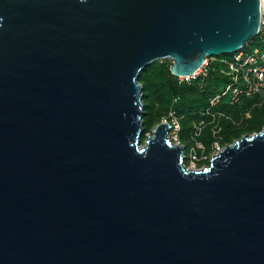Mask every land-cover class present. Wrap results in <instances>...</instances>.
<instances>
[{"label":"water","instance_id":"1","mask_svg":"<svg viewBox=\"0 0 264 264\" xmlns=\"http://www.w3.org/2000/svg\"><path fill=\"white\" fill-rule=\"evenodd\" d=\"M262 0H0V264H264V127L200 169L138 77L254 38Z\"/></svg>","mask_w":264,"mask_h":264},{"label":"rangeland","instance_id":"2","mask_svg":"<svg viewBox=\"0 0 264 264\" xmlns=\"http://www.w3.org/2000/svg\"><path fill=\"white\" fill-rule=\"evenodd\" d=\"M154 62L148 64L140 73L138 81L141 84L142 93V114L144 133L141 143L146 138V134L151 133L154 125L163 119L171 120L169 112L174 106L168 104L165 99L163 85L164 71ZM170 61L167 62L169 65ZM148 68V69H147ZM147 69V70H146ZM141 78V79H140ZM248 99V97L243 100ZM175 110V108H174ZM221 114L213 116L193 117L186 113H174L178 127L168 130L167 135L175 144L179 141L185 144L183 149L184 164L191 169H200L209 164V159L215 155L224 145L232 143L242 135H250L264 127V91L257 94L250 102L242 101L228 107L215 108ZM259 112V117L255 114ZM245 113H249L245 116ZM223 114V115H222ZM225 125L228 127H225ZM221 128L218 132L222 135L224 128L229 135L221 138H214V131ZM201 144V145H200ZM197 145L200 147H197ZM205 151H201L203 147ZM200 150V151H199Z\"/></svg>","mask_w":264,"mask_h":264},{"label":"built area","instance_id":"3","mask_svg":"<svg viewBox=\"0 0 264 264\" xmlns=\"http://www.w3.org/2000/svg\"><path fill=\"white\" fill-rule=\"evenodd\" d=\"M255 37L257 38L255 42L252 38L232 53L206 56L204 62L190 74L174 76L179 85H190L196 80L202 85L213 72H219L225 78L224 83L217 85L208 97L206 108L200 112L201 116L221 114L215 108L224 99L229 104H236L241 99L264 91V0L261 5L260 27ZM219 64L223 66L222 69H219ZM176 101L175 97L172 104ZM174 113V108H171L169 112L171 120L163 119V121L169 123V129L176 130L179 127L172 116ZM248 115L249 113H245V116ZM219 130L220 127L214 131V138H219Z\"/></svg>","mask_w":264,"mask_h":264},{"label":"trees","instance_id":"4","mask_svg":"<svg viewBox=\"0 0 264 264\" xmlns=\"http://www.w3.org/2000/svg\"><path fill=\"white\" fill-rule=\"evenodd\" d=\"M256 37L253 38L255 42ZM167 65V62H169ZM160 70L164 71L163 87L166 102L174 106L175 111L178 114L186 113L189 116L200 117V112L203 111L207 106L208 97L213 93L214 88L217 85L224 83L225 78L220 75L219 72H213L207 79L204 80L203 84L200 85V81L196 80L190 85H179L175 81V77L170 73L169 66L171 65L170 59H161L155 62ZM219 69H222V65H218ZM148 69V68H147ZM146 69V70H147ZM141 79V78H140ZM257 95V94H256ZM256 95L248 97V99H241L239 102L248 103ZM177 98L176 103L172 104L174 98ZM238 102V103H239ZM237 104V103H236ZM234 104H229L225 99L222 100L216 108L228 107ZM259 117V112L255 114V118ZM225 127H228V125ZM230 133V132H229ZM228 130L224 128L223 136L229 135Z\"/></svg>","mask_w":264,"mask_h":264},{"label":"flooded vegetation","instance_id":"5","mask_svg":"<svg viewBox=\"0 0 264 264\" xmlns=\"http://www.w3.org/2000/svg\"><path fill=\"white\" fill-rule=\"evenodd\" d=\"M220 130H221V128H220ZM219 132H220V131H219ZM221 133H222V135H223V132H221ZM222 135H219V134H218L219 138H221ZM182 145H183V147H184V151H186V150H185V147H186L185 144H182ZM206 148H207V147L204 146L203 149H202L201 151H205ZM199 151H200V150H199Z\"/></svg>","mask_w":264,"mask_h":264}]
</instances>
